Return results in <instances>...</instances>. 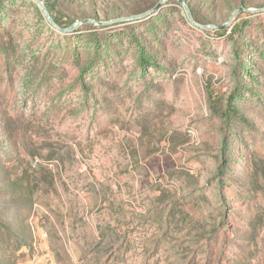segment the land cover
Here are the masks:
<instances>
[{
    "label": "rangeland",
    "instance_id": "374dc122",
    "mask_svg": "<svg viewBox=\"0 0 264 264\" xmlns=\"http://www.w3.org/2000/svg\"><path fill=\"white\" fill-rule=\"evenodd\" d=\"M42 1L93 22L0 0V264H264V0Z\"/></svg>",
    "mask_w": 264,
    "mask_h": 264
},
{
    "label": "water",
    "instance_id": "95a60500",
    "mask_svg": "<svg viewBox=\"0 0 264 264\" xmlns=\"http://www.w3.org/2000/svg\"><path fill=\"white\" fill-rule=\"evenodd\" d=\"M39 4V6L41 7L47 21L49 22L50 25H52L56 30L63 32V33H71L74 32L79 26L83 25V24H87V23H91L93 22V20L87 19V20H83V21H76L73 24H71L68 27H62L60 25H58V23L52 18V15L50 14V11L48 10L47 6L45 5V3L42 0H36ZM181 5L183 6L186 15L189 19V21L191 23H193L194 25L202 28V29H212V28H216V29H224L226 28L230 22L242 11H248V12H253V9H248V8H238L236 9L231 17L230 20L228 22H226L224 25L222 26H215V25H200L198 23H196L192 17V13L190 10V7L188 6V4L184 1V0H179ZM163 5V1L159 2L158 5L156 7H154L153 9L146 11L144 13L138 14V15H132V16H127V17H121L119 19L113 20V21H109V22H100L102 25H108V24H113V23H120V22H125V21H135L138 19H144L147 17H150L152 14H154L156 11H158L160 9V7ZM260 11H264L263 9H259Z\"/></svg>",
    "mask_w": 264,
    "mask_h": 264
},
{
    "label": "trees",
    "instance_id": "16d2710c",
    "mask_svg": "<svg viewBox=\"0 0 264 264\" xmlns=\"http://www.w3.org/2000/svg\"><path fill=\"white\" fill-rule=\"evenodd\" d=\"M47 7H48V10L51 11V10H50V6H47ZM73 23H74V22H73ZM73 23H72V24H73Z\"/></svg>",
    "mask_w": 264,
    "mask_h": 264
}]
</instances>
